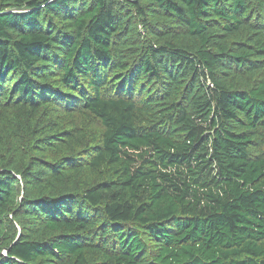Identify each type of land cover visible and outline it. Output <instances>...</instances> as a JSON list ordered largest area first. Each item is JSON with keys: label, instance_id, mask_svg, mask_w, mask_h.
Listing matches in <instances>:
<instances>
[{"label": "trees", "instance_id": "1", "mask_svg": "<svg viewBox=\"0 0 264 264\" xmlns=\"http://www.w3.org/2000/svg\"><path fill=\"white\" fill-rule=\"evenodd\" d=\"M0 264H264V0H0Z\"/></svg>", "mask_w": 264, "mask_h": 264}]
</instances>
